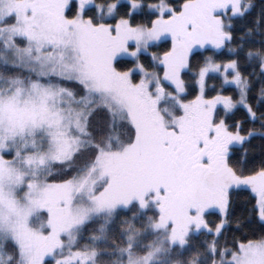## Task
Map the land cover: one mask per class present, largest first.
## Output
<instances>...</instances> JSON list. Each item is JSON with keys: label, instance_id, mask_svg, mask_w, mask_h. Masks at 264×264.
<instances>
[{"label": "snow or ice", "instance_id": "6c2138e0", "mask_svg": "<svg viewBox=\"0 0 264 264\" xmlns=\"http://www.w3.org/2000/svg\"><path fill=\"white\" fill-rule=\"evenodd\" d=\"M0 264H264V0H0Z\"/></svg>", "mask_w": 264, "mask_h": 264}]
</instances>
